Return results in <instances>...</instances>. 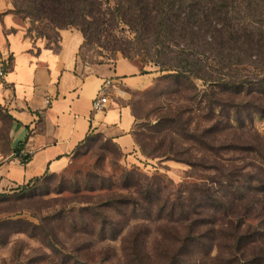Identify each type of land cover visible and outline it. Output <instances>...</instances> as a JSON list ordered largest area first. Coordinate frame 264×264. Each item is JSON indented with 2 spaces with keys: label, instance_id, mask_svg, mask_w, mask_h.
I'll return each mask as SVG.
<instances>
[{
  "label": "trees",
  "instance_id": "obj_1",
  "mask_svg": "<svg viewBox=\"0 0 264 264\" xmlns=\"http://www.w3.org/2000/svg\"><path fill=\"white\" fill-rule=\"evenodd\" d=\"M112 2L113 7L111 0H16L13 5L14 13L30 25L55 30L57 42L60 31L79 30L85 39L82 49L87 44L105 48L104 40H119L116 34L122 25L144 39L139 50L154 53L160 59L155 63L161 72L169 73L156 83L178 88L185 101L184 106L167 107L159 115L146 135L148 145L139 141L135 132L144 157L205 169L212 156L217 163L222 151L236 150L235 144L228 145V135L222 141L211 137H221L224 132L232 137L241 131L247 136L243 151L256 155L263 164L240 170L228 168V160L223 161L207 168L215 171L211 179L202 172L196 178L202 183L187 182L177 192L158 173L149 176L140 166L123 169L118 183L91 172L64 190L72 196L66 202L71 206L59 214V221H65L74 234L94 239L80 248L84 251L98 242L123 238L128 246L122 255L129 264L150 261L146 235L129 233L136 225L150 223L163 225L168 230L165 239L177 243L176 253L163 252L166 264H208L212 260L220 264H264V141L259 138L258 144L249 138L255 133L256 118L264 120V0ZM129 44L133 49L134 44ZM124 46L115 44L110 49L132 61ZM196 81L208 84L209 94H202ZM205 110L207 121L213 125L200 131L193 114ZM94 138L103 137H90L84 146ZM150 145L154 146L152 151L147 149ZM195 151L203 153L201 160ZM30 159L22 156L24 164ZM50 177L57 176L45 175L24 186ZM54 249L58 257L65 256L72 264H91L74 254L79 250L68 251L60 242ZM215 249L224 250V257L218 254L213 259Z\"/></svg>",
  "mask_w": 264,
  "mask_h": 264
},
{
  "label": "rangeland",
  "instance_id": "obj_2",
  "mask_svg": "<svg viewBox=\"0 0 264 264\" xmlns=\"http://www.w3.org/2000/svg\"><path fill=\"white\" fill-rule=\"evenodd\" d=\"M15 1L10 0L13 4ZM104 1L107 2V0ZM114 5L111 0V6L113 7ZM17 18L25 30L26 37L29 39L44 40L50 45L57 42L58 33L55 30L44 25L32 26L25 22L22 17L17 16ZM116 35L119 40L115 38L104 40L102 44L105 48L87 44L79 55L80 68L87 71L98 66L113 65L123 55L111 51L110 46L119 44L128 48L130 43L129 45L134 44V46H132L133 49L128 48V55L133 58V62L142 68V71L156 72L159 74V78L169 74L161 72V68L155 63V61L160 59H157L154 53L149 54L139 50L140 47L138 45L144 41L143 38L132 33L124 25L120 27ZM242 70H252V68L242 67ZM156 84L158 83H155L152 88L146 91H127V99L123 101V103L132 107L133 112L137 116L138 127L136 134L139 141L143 140L144 143H147L146 145H148L146 135L157 122L159 115L165 113L168 109L167 107L176 109L184 106L183 103H185L183 101L184 94L178 93V88L169 87L168 89L165 87V82ZM196 84L202 94L205 92L209 94L210 88L208 84L203 81H196ZM193 117L200 131L213 125L206 119L208 117L207 110L194 112ZM254 125L255 133H249V138H253L257 143L259 138L264 141V120L257 117ZM11 130L12 120L6 113L0 111V149L4 152L9 149ZM234 133L235 136L232 137L229 136L230 133L227 134L225 132L221 137L218 135L211 137L212 140L217 137L222 141L228 135V145L235 144L236 150L228 151V153L222 151V158L217 163H215V157L212 156L209 159L210 163L205 165V169L194 170L187 164L173 160L146 158L141 152L142 149L139 150L145 158L147 166L140 167L149 176H154L158 173L170 185L172 190L177 192L187 182L202 183L203 180L196 179L198 174L201 175L202 172L211 179L215 171L207 168L214 167L216 164L222 165L225 163L223 161L228 160V163H225L228 168L233 166L240 170L251 164L252 166L262 165L263 161L259 160L256 155L246 154V151H243L246 145L245 140H247V136L244 135L245 132ZM234 138L235 140H233ZM152 148L154 146L150 145L147 149L152 151ZM195 155L201 160L203 153L195 151ZM131 163L124 162V157L121 156V153L113 144L106 142L103 138H94L78 150L72 167L64 175L47 178L44 182L37 185L12 187L11 189L0 191V264H66L67 262L72 264L65 256L58 257L56 252H54V244L56 242L64 244L69 248L68 251H82H77L78 253L74 254L91 264H129L122 255L124 246H128V244H124L123 238L116 242L101 243L97 241L98 245H94L92 248L86 249V251L81 250L80 248L89 245L94 239L91 236L82 237L74 234L70 231L65 221H59V214L71 206L68 203L66 204V202L72 196L70 193L64 192V190L70 186L73 180L81 179L88 173L96 172L108 179H114L118 183L122 170L133 167ZM164 228L163 225L150 223L144 226L139 225V227L136 225V227L129 230L130 235L131 233L132 235H141V237L146 235V250L150 255V261L147 264H166L164 257H162L163 252L172 255L177 251V243L172 239H165L168 230H164ZM249 252L251 253L250 250ZM218 254L219 257H224L225 251L215 249L212 258L215 259ZM69 255L72 256V254ZM74 257L77 256L75 255ZM65 259L67 261L63 262ZM208 264H220V262L212 260Z\"/></svg>",
  "mask_w": 264,
  "mask_h": 264
},
{
  "label": "crops",
  "instance_id": "obj_3",
  "mask_svg": "<svg viewBox=\"0 0 264 264\" xmlns=\"http://www.w3.org/2000/svg\"><path fill=\"white\" fill-rule=\"evenodd\" d=\"M84 43L76 29L60 31L57 44L29 39L13 3L0 0V109L12 120L9 149H0V191L64 175L94 136L115 144L125 163L145 166L135 136L138 120L123 101L127 91L152 88L159 74L124 58L84 71ZM104 89L109 104L94 110ZM22 156L31 159L24 164Z\"/></svg>",
  "mask_w": 264,
  "mask_h": 264
},
{
  "label": "built area",
  "instance_id": "obj_4",
  "mask_svg": "<svg viewBox=\"0 0 264 264\" xmlns=\"http://www.w3.org/2000/svg\"><path fill=\"white\" fill-rule=\"evenodd\" d=\"M108 104H109V99L107 96L106 89H104L102 93L100 94V96H98V98L94 100L93 108L94 110L99 111V110L104 109Z\"/></svg>",
  "mask_w": 264,
  "mask_h": 264
}]
</instances>
